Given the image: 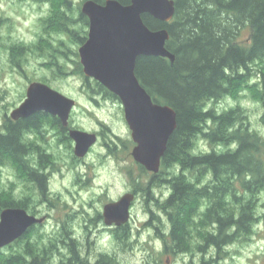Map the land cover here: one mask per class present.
<instances>
[{
	"label": "trees",
	"instance_id": "16d2710c",
	"mask_svg": "<svg viewBox=\"0 0 264 264\" xmlns=\"http://www.w3.org/2000/svg\"><path fill=\"white\" fill-rule=\"evenodd\" d=\"M55 1L60 9L71 6V0ZM94 1L104 4L106 0ZM118 1L129 4L131 0ZM175 2V19L169 24L148 14L142 18L151 30H169L167 49L176 55L174 63L163 57H142L136 67L138 80L154 102L174 108L178 115L177 129L162 159V170L153 176L158 183L171 188L172 194L165 200L154 199L148 189V198L158 203L171 224L170 232L162 236L165 248H169L170 241L175 254L191 253L192 239L202 234L204 244L197 249L204 253L214 245L220 253L230 243L252 238L257 232L253 226L264 222V203L260 196L264 192V137L252 129L247 112L240 106L219 116L215 108L210 107L206 112L201 109L208 107L210 101L238 95L252 78L264 77L263 67H258L264 62V0ZM82 20L88 24L87 16L82 15ZM245 31L249 36L241 41ZM86 41V36L77 38L81 45ZM77 71L84 75L81 62ZM93 83L99 89L97 93L119 100L96 80ZM259 91L258 100L264 112V86ZM208 119L212 121L211 127L205 123ZM260 122L264 126V113ZM47 125L67 131L58 118L40 112L17 122H6L7 135L0 136V178L2 170L10 165L27 181L36 184L44 198L49 195V174L45 169L50 158L34 139L43 136L41 132ZM22 132L35 137L21 143ZM200 136L210 144L227 148L219 154L213 149L208 154L192 156ZM233 141L238 144L235 151L228 148ZM34 154L38 156L37 165L25 159ZM169 168H172L170 172ZM209 172L211 180H207ZM161 173L163 179L159 177ZM248 176L251 179H246ZM30 205L29 198L3 199L0 213L14 207L29 211ZM202 205H208L203 213L199 211ZM213 224L217 225L215 235L209 231ZM36 226L11 244L18 250L1 264H50L52 245L39 251L32 243ZM123 227L117 235L121 241L130 239L129 224ZM233 227L235 231H230Z\"/></svg>",
	"mask_w": 264,
	"mask_h": 264
},
{
	"label": "rangeland",
	"instance_id": "374dc122",
	"mask_svg": "<svg viewBox=\"0 0 264 264\" xmlns=\"http://www.w3.org/2000/svg\"><path fill=\"white\" fill-rule=\"evenodd\" d=\"M85 1L71 0L70 8L62 7V10L55 0H0V120L3 121V126L13 109L18 108L26 99L29 84L42 82L76 100L77 106L69 119L70 127L96 133L98 136L96 145L88 155L79 159L74 154V142L46 126L41 132L43 136H34V140L50 158V164L46 168L50 173L48 197L44 198L36 184L27 181L14 167L7 165L0 178V200L30 199V210L27 211L45 218L42 224L36 226L32 243L40 248L39 251H45L52 245L51 264L54 259L58 264L72 263L69 244L74 233L83 236L82 241L89 237L95 263L99 254H105L107 264H120L121 261L126 264L134 252L139 250L147 252L145 264H196L197 256L199 264H224L225 259L230 264H236L232 257L251 251L250 246L256 240L264 238V231L257 230L256 235L249 240L228 244L227 246H232L229 251H225V246L220 253L216 249L215 256L209 259H205L209 247L204 253L197 249L204 244L202 234L192 239L191 253L175 254L171 250L170 241L169 248H165L162 237L165 225L159 215L163 211L154 199H163V192L168 188L164 183L152 180L151 175L134 161L131 153L135 143L132 142V133L125 120L122 102L103 92L97 93L99 89L93 83L94 80L89 78L86 81L85 74L77 71L78 62H81V44L77 42V38H88L89 32V21L87 20L88 24L82 22V6ZM44 3L50 5V14L33 25L39 34L37 42L28 47L13 42L12 33L17 25L15 16H23L21 10L24 8L39 12ZM248 36L249 32L245 31L241 41ZM37 60L40 62L36 63ZM258 67H263L261 69L264 73V62ZM257 78L254 77L251 81ZM251 81L238 95L210 101L208 108H219L222 113L225 108L230 110L240 106L247 112L252 129L264 128L260 122L263 107L258 100L259 88L264 86V77H260L256 83ZM230 103L235 106L230 107ZM256 103L260 107L252 106ZM216 146L208 141L210 149L215 150ZM37 157L34 154L27 160L37 165ZM171 170L172 168L168 169L169 172ZM13 174L16 177L15 183L8 179ZM161 174L159 177L163 179V173ZM137 179L138 183L135 181ZM17 187L20 191L13 195ZM148 189L154 199L149 200ZM134 190L136 199L130 214V239L118 241L112 232L105 229L101 216L103 207L111 202L116 203L125 194L134 193ZM164 216L167 217L166 213ZM109 236L115 239L122 255L98 251L100 247L111 246ZM141 237H145L143 243ZM157 238L163 243L159 252L151 247V242ZM17 250L15 244L2 249L0 264ZM256 260L264 264V256H253L248 264H255Z\"/></svg>",
	"mask_w": 264,
	"mask_h": 264
},
{
	"label": "water",
	"instance_id": "95a60500",
	"mask_svg": "<svg viewBox=\"0 0 264 264\" xmlns=\"http://www.w3.org/2000/svg\"><path fill=\"white\" fill-rule=\"evenodd\" d=\"M176 6L175 0H131L129 4L86 0L82 6V13L89 19L88 38L79 49L83 72L118 96L135 143L131 154L138 164L154 173L160 171L169 139L177 129L178 115L174 108L154 102L138 80L136 67L142 57H163L174 63L176 55L167 49L169 30H151L142 18L148 14L169 24L175 19ZM75 106L76 100L47 84L32 82L26 99L13 109L11 118L15 122L45 112L59 117L63 126L68 127ZM69 132L79 158L86 157L98 141L96 133L79 129ZM135 199L136 194L127 193L116 203L105 205L102 216L106 225L129 223ZM0 218V251L45 221L17 207L3 209Z\"/></svg>",
	"mask_w": 264,
	"mask_h": 264
},
{
	"label": "clouds",
	"instance_id": "9594fccd",
	"mask_svg": "<svg viewBox=\"0 0 264 264\" xmlns=\"http://www.w3.org/2000/svg\"><path fill=\"white\" fill-rule=\"evenodd\" d=\"M23 13V16L21 15H17L15 16V20L17 21V25L14 29V32L12 33V40L15 43L18 44H22L25 47H28L30 45H34L37 42L38 39V32L36 31V29L33 27L34 24H36L39 20L46 18L49 14H50V5L48 3H44L42 6V10L37 12L34 9H29V8H24L21 10ZM40 61L37 60L36 63H39ZM31 63V61H30ZM225 71H227V69H225ZM259 78H257V80H253L251 81L252 83H256L258 81ZM230 107H234V104L229 105ZM242 107H246L248 105H241ZM254 107H260L259 103H256L255 105H252ZM223 107V106H221ZM202 111H208V107L205 106L201 109ZM225 111H227V108L224 109ZM217 116L221 115V111L218 108L216 110L215 113ZM205 123L211 127L212 125V121L210 119L206 120ZM255 131H258V133L264 137V128H260V129H253ZM232 129H229V132H231ZM3 135H7V129L3 126V121L0 120V136ZM34 137L31 133L28 132H22V139H21V143L24 142L25 139L27 140H32ZM238 147L237 142L233 141L228 148L232 151H235ZM216 152L222 153L223 151H225V147L224 145L220 144L216 146ZM210 151H212V149H210L208 147V141L203 139V138H198L197 142H196V148H194L191 151V155L192 156H197V155H204V154H208ZM25 159H27V157H25ZM177 168V173L179 172V165L176 166ZM187 174V173H185ZM8 179L10 181H12L13 183L16 182V177L15 175H11L8 177ZM212 179V175L209 172L208 176H207V180H211ZM246 179H251L250 176L246 177ZM20 191V188L17 187L15 189V191L13 192V195H15L16 193H18ZM172 194V189L168 188L166 191L163 192V199H167L170 195ZM239 195V193H238ZM261 196V202L264 203V192L260 193ZM208 207V205H202L199 208V211L201 213H203L206 208ZM159 215L161 216V219L165 225L164 228V234L167 235L170 230H171V224L168 221L167 217L164 216V214L161 212L159 213ZM145 219H147V217H145ZM197 219L194 217V220ZM0 222H2V218H0ZM217 225L213 224L211 229H209V231L212 232L213 235H215V229H216ZM264 231V222H262L261 224L258 225H254L253 226V231ZM45 231H50V229H45ZM230 231H235V227H233L232 229H230ZM79 239L80 238V234L78 233L76 235V237ZM109 239L112 240V244L111 246H104V247H100L98 248V251L100 252H105L109 255L116 253L117 256L122 255L119 252V249L117 247V242L115 241V239L111 236H109ZM145 240V237H141V242L143 243ZM151 247L159 252L162 250L163 248V243L160 239H154L151 242ZM232 246H225V251H229L230 248ZM251 251L245 252L243 255L237 257V256H233L232 260H234L236 262V264H248L249 260L253 259V256H264V238H260L258 240H256V242L254 244H252L250 246ZM216 253V248L215 246H211L208 249V254L205 256V259H209L215 256ZM147 256V252L146 251H135L132 258L129 259L126 264H145V257ZM196 264H199V256H197L196 258ZM53 264H58V262L54 259ZM89 264H95V259L92 257H89ZM120 264H125V262L121 261ZM224 264H230L229 260L225 259ZM255 264H261L260 260H256Z\"/></svg>",
	"mask_w": 264,
	"mask_h": 264
},
{
	"label": "flooded vegetation",
	"instance_id": "af4514ba",
	"mask_svg": "<svg viewBox=\"0 0 264 264\" xmlns=\"http://www.w3.org/2000/svg\"><path fill=\"white\" fill-rule=\"evenodd\" d=\"M42 114H47V115H50V116H52V117H54V118H58V120H59V117H56V116H53V115H51V114H48V113H45V112H41ZM71 115H72V113H71ZM8 119H7V121H5V122H8V121H14L12 118H11V116H10V118L9 117H7ZM70 118H71V116H70ZM22 120V119H21ZM20 121V120H19ZM15 122H17V121H15ZM60 122H61V120H60ZM6 124V123H5ZM61 124H62V122H61ZM47 126H49V127H51L50 125H47ZM62 128L63 129H67V131L66 132H62L63 130L61 129V128H59V129H54V130H56L57 132H59L60 134L62 133V134H64L65 135V137L66 136H68L73 142H74V140L70 137V130H72V129H74V128H72V127H70V120H69V126L68 127H64L63 126V124H62ZM75 143V142H74ZM73 143V144H74ZM75 151V150H74ZM74 154H75V152H74ZM78 157V156H77ZM133 157V156H132ZM79 158V157H78ZM85 158V157H84ZM79 159H81V158H79ZM134 159V158H133ZM50 160L48 159V164H50V162H49ZM134 161H135V159H134ZM136 162V161H135ZM137 164H138V162H136ZM161 165V164H160ZM138 166L142 169V170H145L146 171V173L148 174V175H151V177H152V179L154 180V177L153 176H155V175H157V174H159L160 172H161V170H162V165H161V167H160V171L158 172V173H154V172H151V171H148L144 166H141L140 164H138ZM45 173L46 174H49V179H50V173L45 169ZM136 193V190H134V194ZM105 207V206H104ZM104 207H103V212H104ZM103 215V214H102ZM101 215V216H102ZM100 217V216H99ZM102 218H103V221H104V224L106 225V223H105V218H104V216H102ZM127 224H130V222L129 223H127ZM127 224H124V225H121V226H116V225H113V226H108V225H106L105 226V229L106 230H108V232H112L114 235V237L116 238V240H118V241H121V240H119L118 239V237H117V235H118V232L120 231V230H124V227L123 226H126ZM35 227V226H34ZM76 235L77 234H75L74 233V237H76ZM71 238V240H70V255H71V264H89V257H92V258H94L95 259V257H93V255H92V245H91V241H89L90 239H89V237H87L86 238V240H84V241H82V239H84V237L82 236H80V238L79 239H77V238ZM98 258H97V261H96V263L95 264H107L108 262H106V255L105 254H99L98 256H97ZM51 264V263H50Z\"/></svg>",
	"mask_w": 264,
	"mask_h": 264
}]
</instances>
